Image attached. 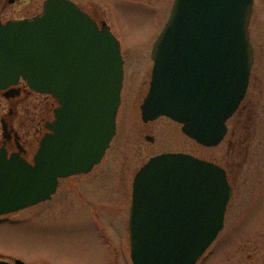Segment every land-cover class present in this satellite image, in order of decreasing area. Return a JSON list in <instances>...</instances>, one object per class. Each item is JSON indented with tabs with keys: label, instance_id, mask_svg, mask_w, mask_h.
<instances>
[{
	"label": "water",
	"instance_id": "1",
	"mask_svg": "<svg viewBox=\"0 0 264 264\" xmlns=\"http://www.w3.org/2000/svg\"><path fill=\"white\" fill-rule=\"evenodd\" d=\"M254 0H175L156 40L144 122L166 116L200 145L218 146L249 86ZM27 83L51 95L54 119L29 162L8 153L3 119L0 215L49 200L59 179L100 164L117 132L124 82L121 45L71 0H45L41 14L0 17V93ZM17 139V135H16ZM153 142V138L148 137ZM233 195L226 171L187 153L150 158L133 182L129 215L133 264H197L224 227ZM17 264H24L18 260Z\"/></svg>",
	"mask_w": 264,
	"mask_h": 264
},
{
	"label": "rangeland",
	"instance_id": "2",
	"mask_svg": "<svg viewBox=\"0 0 264 264\" xmlns=\"http://www.w3.org/2000/svg\"><path fill=\"white\" fill-rule=\"evenodd\" d=\"M72 1L93 14L98 23L105 22L120 42L124 84L117 132L99 165L83 176L63 179L55 196L46 201L79 203L50 214L42 212L47 207L45 203L13 213L19 221L0 224V243L8 242L28 262L79 264V254L87 250V215H104L101 206L108 204L125 206L122 212L115 213L127 216L135 172L153 155L183 152L226 168L234 188L225 226L209 249L215 254L203 260V264H264V84L259 85L256 79L259 68L251 72L248 94L237 116L244 120L246 128H243L241 154L235 163L234 156L226 151L231 133L218 146L206 147L185 135L182 124L168 117H159L148 124L142 121L140 106L148 91L154 64L152 48L169 19L174 0ZM44 3L45 0H0L1 21L33 18L42 13ZM249 34L253 50L254 43L258 46V63L264 76V0H254ZM21 86L24 90L27 85L22 81ZM24 92L14 102L0 94V142L4 117L8 123L10 120L22 141L33 143L31 158L38 139L46 132L45 129L39 134L36 131L44 126V122L42 126L37 124L43 118L42 105L50 102L51 115L46 120H52L57 104L51 96L39 94L28 86ZM11 108L14 114L7 119ZM148 136L154 141L148 140ZM84 202H92L95 207L83 206ZM237 251L244 253L242 261L234 255Z\"/></svg>",
	"mask_w": 264,
	"mask_h": 264
},
{
	"label": "flooded vegetation",
	"instance_id": "3",
	"mask_svg": "<svg viewBox=\"0 0 264 264\" xmlns=\"http://www.w3.org/2000/svg\"><path fill=\"white\" fill-rule=\"evenodd\" d=\"M81 9H83V8H81ZM91 16L93 17L94 15L91 14ZM93 18H95V17H93ZM26 19H29V18H26ZM257 51H258V46L256 43H254L253 65H252V71L251 72L255 73L256 71H253V69L259 68V70H257L259 75L256 76V79H257L258 84L259 85L261 84L263 86V84H264V78L263 77L264 76H263L262 66H261V64L258 63ZM261 74L263 77L261 76ZM251 78H252V75L250 76L249 87L251 84ZM249 87H248V90H249ZM257 88H258V91H261V89L258 85H257ZM17 89L19 91L18 95L22 96L25 93L24 91L27 90V86L24 88V90H22V86H21V82H20L17 85ZM248 90H247V94H248ZM4 92L5 91H3L1 94H4ZM148 92H149V88H148V91L146 92L144 99L146 98ZM247 94H246V96H247ZM246 96H245V98H246ZM245 98H244V100H245ZM144 99H143V101H144ZM8 100L10 102H14L16 100V98H10ZM244 100H243V102H244ZM242 103L239 106V108L237 109V111L235 112V114L227 121L228 131H227L225 138L222 141V142H224L225 139L227 138L228 134L231 133L232 137L227 142V150L226 151L229 155L232 154V156H234V158L236 159L235 163L241 154V150L243 147L242 146L243 128H246V125L243 124L244 120L243 119L239 120L237 117L241 113ZM13 112H14V110L11 108L10 114L7 116V119L11 115L14 114ZM3 118H2V120H3ZM46 119L47 118H45V117L41 118V120H39L37 123L38 126H42V122H44L43 125H46V123L49 122V120H50V119H48V120H46ZM8 121H9V123L8 122L7 123L10 124L9 127L12 131V139H11V141H9L7 143L9 156H10V154H12L14 152L19 151V147H20L23 151L22 156L25 159H27L29 162L32 163L33 162V156H34V153L36 152V150L32 154L31 158H29V156H30L29 152L33 148V146L31 145L33 143H31V142L28 143L27 141L26 142L22 141V138L14 131V128L12 127V124H11L9 119H8ZM148 123L149 122H147V123L144 122V124H148ZM232 123L234 124V126H233L234 130L231 132L230 129H231V125H233ZM42 127L43 128H41V129L38 128L36 130L37 134L41 133V131L44 130V126H42ZM15 133L18 135L17 139L15 137V135H16ZM148 137H150V136H148ZM153 141H154V139H153ZM0 144H1V142H0ZM232 163H233V161H232ZM224 169L227 173V177H228L229 183L231 185V182L229 179V173H228L226 168H224ZM137 171L135 172L134 177H135ZM83 175L84 174H79V175H75L74 177H79V176H83ZM134 177H133V180H134ZM62 180L63 179H61L59 181L57 191L59 189V186H60ZM132 184H133V181H132ZM231 187L233 188L232 185H231ZM233 191H234V188H233ZM54 196L55 195H53L52 198ZM130 198L132 200V188H131V192H130ZM42 203H45V207L47 204V207L44 208L42 212L50 214L56 210L67 209L69 206L75 205L79 202H41L37 205H40ZM84 203L86 205H83V206H88L89 208L95 207V205L92 202H84ZM37 205L31 206L29 208L36 207ZM130 206H131V202H128V209H127L128 215L127 216L122 215V214L117 215L115 213V212H117V213L122 212L123 208L125 206H116V205L110 206L108 204L101 206L103 209V212L105 213L104 215H99L96 213H93L94 215H87V219H88L87 224L89 227V232H88L89 236L86 239L87 240V248H86L87 250H86V252L79 254V264H132L131 241H130V232H129ZM11 215H13L12 216L13 218H11ZM18 221H19V218H16V215L13 213L8 214V215H0V224H6V222L15 223ZM208 252H209V250L203 255V257L198 261L197 264H203V262H204L203 260H208L209 258L214 256V254H215V252L211 251V250L209 253ZM243 254L244 253H242L241 251H237L234 253V255H238L240 257L241 261H242L241 257H243ZM254 254H256V252ZM248 255H249V253H248ZM205 256H206V258H204ZM18 260L23 261L24 264H39V263L28 262L24 257L20 256L16 251L11 249L8 242H4V244L0 243V264H17ZM44 264H51V263L49 261H47Z\"/></svg>",
	"mask_w": 264,
	"mask_h": 264
},
{
	"label": "trees",
	"instance_id": "4",
	"mask_svg": "<svg viewBox=\"0 0 264 264\" xmlns=\"http://www.w3.org/2000/svg\"><path fill=\"white\" fill-rule=\"evenodd\" d=\"M54 102H56L55 100H54ZM50 102H45L42 106V108H41V115L43 116V118L45 117V118H48V114H50L51 115V105L49 104ZM42 118V117H41Z\"/></svg>",
	"mask_w": 264,
	"mask_h": 264
}]
</instances>
